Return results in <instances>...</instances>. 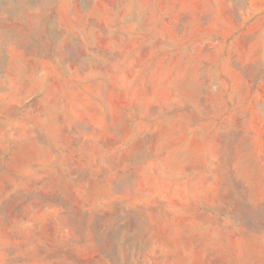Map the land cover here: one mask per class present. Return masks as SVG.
I'll return each instance as SVG.
<instances>
[{
    "label": "rangeland",
    "instance_id": "1",
    "mask_svg": "<svg viewBox=\"0 0 264 264\" xmlns=\"http://www.w3.org/2000/svg\"><path fill=\"white\" fill-rule=\"evenodd\" d=\"M0 264H264V0H0Z\"/></svg>",
    "mask_w": 264,
    "mask_h": 264
}]
</instances>
